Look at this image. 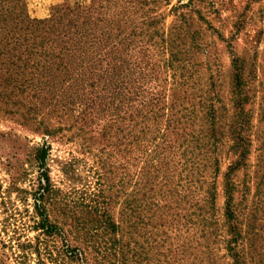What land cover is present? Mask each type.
Returning <instances> with one entry per match:
<instances>
[{"label": "rangeland", "instance_id": "obj_1", "mask_svg": "<svg viewBox=\"0 0 264 264\" xmlns=\"http://www.w3.org/2000/svg\"><path fill=\"white\" fill-rule=\"evenodd\" d=\"M78 6L130 11L142 29L155 20L153 40L168 49L138 94L154 112L128 120L114 75L96 81L68 46L27 40ZM0 10V264H264V0H0ZM171 52L174 70L160 74ZM37 207L59 234L43 233Z\"/></svg>", "mask_w": 264, "mask_h": 264}, {"label": "trees", "instance_id": "obj_2", "mask_svg": "<svg viewBox=\"0 0 264 264\" xmlns=\"http://www.w3.org/2000/svg\"><path fill=\"white\" fill-rule=\"evenodd\" d=\"M4 16L0 10V18H2L0 23L7 22V17ZM22 22L20 20V23ZM154 22L155 20L152 19L151 23H147V26L142 29L136 25L130 11L95 16L88 8L78 6L67 13L62 12L52 16L47 21L46 29L42 28V31L37 32L36 28L31 29L29 33L33 37H28L27 40H39L49 46H68L67 52H71L75 58L84 61L82 64L84 68L80 69L95 75L96 81L101 77L114 75L121 88V102L132 111V114L129 113L128 120L134 121L133 117L137 111V114L154 112L150 98L138 101V94L141 91L146 92L144 78L148 77L149 67L155 64L159 67V63L156 62L159 59L158 56L161 57L164 50L168 49L165 45H157V41L153 40V35L157 36L159 33L151 30L148 25ZM17 24L14 23V26ZM174 61H176L175 53L171 52L170 59H166L164 65L160 66L158 70L160 74L167 67L174 70L172 67ZM80 73L82 72L77 75ZM97 114L98 112L93 116L96 117ZM45 152L42 148L39 155L42 165ZM245 155L246 152L242 151L240 157L245 158ZM43 181L45 183L49 181L46 173H43ZM233 192L234 184H227L225 216L230 221L228 231L232 234L231 242H233V234H240L236 224L233 223L235 216ZM37 211L41 218L39 228L43 233L59 234L58 226L49 220L44 210H39L37 207ZM233 255L238 258L236 252Z\"/></svg>", "mask_w": 264, "mask_h": 264}]
</instances>
